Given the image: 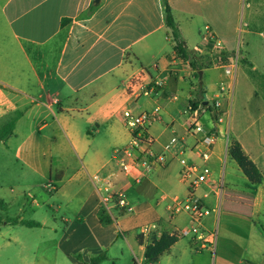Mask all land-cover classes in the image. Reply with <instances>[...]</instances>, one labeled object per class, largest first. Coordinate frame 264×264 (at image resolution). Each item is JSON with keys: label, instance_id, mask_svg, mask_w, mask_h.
Returning <instances> with one entry per match:
<instances>
[{"label": "crops", "instance_id": "crops-1", "mask_svg": "<svg viewBox=\"0 0 264 264\" xmlns=\"http://www.w3.org/2000/svg\"><path fill=\"white\" fill-rule=\"evenodd\" d=\"M94 1L0 0V127L19 114L11 137L0 141V155L14 157L20 183L28 184L26 177L36 172L47 178L45 188L52 179L59 183L55 190L59 200L70 201L69 188L78 187L75 200L80 214L77 223L65 226L66 233L57 242L41 238L34 245L29 244L30 231L54 230L55 223L15 217L38 227L3 224L19 232L13 239L7 232L0 250L9 251L14 240L12 254L18 264H88L91 258L109 252L117 238L131 233L135 240L141 220L157 225L152 232L156 236L187 228L185 215L170 218L168 212L173 196H186L177 160L140 183L120 173L115 151L130 141L121 114L158 108L161 121L149 128L153 149L162 152L172 136L193 147L195 137L188 134L185 106L197 104L204 95L215 99L222 84L229 96L220 101L221 122L216 123L209 111L199 113L203 131L215 136L205 164L212 170V180L222 181V193L218 196L211 184L196 189L195 196L211 209L202 221L203 240L190 237L181 244L183 238H178L155 263H161L165 255L178 254L181 260L187 253L202 257L205 252L214 256L213 264H264V36H234L242 6L247 16L244 34L251 35L257 24H264V0H167L186 51L202 58L196 69L176 56L161 0ZM205 28L211 36L208 40ZM218 53L225 56L216 58ZM232 58L237 59V66L227 76L224 66ZM172 66L176 75H168ZM156 80H163L162 88L133 99L138 81L148 85ZM232 141L260 172L259 183L239 176L243 174L227 153ZM109 151L111 158H103ZM71 159L78 160L80 168L66 176ZM228 163L238 175V187H231L227 179ZM92 176L100 179L101 188H107L113 198L121 194L133 213L114 219L116 230L113 224L99 223L97 211L105 193L97 191ZM108 207L111 215L116 208ZM219 228L232 238L218 247L217 242L211 244L208 234ZM21 229L26 239H21ZM140 237L136 248L129 245L132 264H146L144 250L150 243ZM34 249L42 252L36 256Z\"/></svg>", "mask_w": 264, "mask_h": 264}, {"label": "built area", "instance_id": "built-area-1", "mask_svg": "<svg viewBox=\"0 0 264 264\" xmlns=\"http://www.w3.org/2000/svg\"><path fill=\"white\" fill-rule=\"evenodd\" d=\"M205 33V39H210L211 36L208 35L207 28H205ZM215 45L218 46L219 44L216 42ZM185 62L186 64L188 63L187 61ZM236 66L237 59L232 58L230 63L224 66V74L227 76L231 75ZM168 75H176V70L173 66L169 68ZM137 83L135 90L131 93L133 99L148 97L157 89L162 88L164 84L163 80H156L148 85H142L139 81ZM224 96H229V93L226 92L224 85L220 84L218 96L215 99L209 100L204 95L197 104L188 103L185 106V113L190 119L188 134L195 137V145L193 147L186 146L182 138L172 136L163 146L162 152H156L153 149L154 140L149 133V128L152 124L161 121V114L158 108L140 114L124 110L121 114L123 125L129 134L130 141L126 146L115 151L120 173L131 178L134 183H140L154 170L163 168L171 160H177L179 164L178 177L186 186V196L184 198L173 196L168 207L170 218L180 214L185 215L187 218L188 227L177 230L174 233L179 238L191 236L198 241L204 238V234L201 231L202 221L210 214L211 210L195 196L196 189L203 184H211L214 186L218 196L221 195L223 190L222 181L214 182L212 180V170L205 164L211 156L215 136L212 132L203 131L199 122V113L209 111L215 122L220 123L223 116L220 101ZM193 158H196L198 162L193 161ZM91 181L97 185L98 192L104 191L105 195L101 196L100 201L106 211H110L108 204L111 206L113 204L114 208H117L119 212H130V208L121 194H116L113 198L107 188H101L100 179L97 176H92ZM47 188L53 190L51 185H48ZM156 230L157 225L154 223L149 226H143L140 229V235L147 236L152 232H156ZM159 235L157 237H160ZM208 238L213 244L215 242L214 232L208 234Z\"/></svg>", "mask_w": 264, "mask_h": 264}, {"label": "rangeland", "instance_id": "rangeland-1", "mask_svg": "<svg viewBox=\"0 0 264 264\" xmlns=\"http://www.w3.org/2000/svg\"><path fill=\"white\" fill-rule=\"evenodd\" d=\"M257 10L256 12H258ZM247 21L246 10H243V6L240 7L239 16L237 17V31L234 36H264V24H257V28H254L253 33L251 35H246L242 31L245 30L243 23ZM261 33V34H259ZM14 157L10 153H5L4 155H0V159H3L0 162V200L6 204V212L4 216L6 218H15V217H22L25 221H43L44 219L48 221V225L55 223L56 228L54 230L45 229V230H38L34 229L29 233V244H38L41 238L44 239L46 243H54L57 242L61 237H63L66 233V228L69 224L77 223L79 219V209L77 205V191L78 187L71 186L68 191V198L71 200L68 201L67 199H57L55 190L59 188L60 184L55 182L53 179L51 180V186L54 189L52 192H48L45 188V185L48 184L47 178L38 172L30 174L29 177L23 176L28 179V184L20 183V179L18 178L19 170L18 168H14L12 164V159ZM103 158L109 159L111 158V151L107 154L103 155ZM72 165L66 169V176L76 172L80 168L79 161L76 159H71ZM227 162H231L233 164L234 170H236V165L233 161L229 160ZM228 169V176L227 179L231 182V187L233 185L238 187L240 185V180L238 175L235 171H230V165L227 164ZM53 174V172H52ZM239 176H242L238 173ZM24 180V179H23ZM29 184L32 185L29 187ZM65 184L68 185V181L65 180ZM88 184V183H87ZM76 199V200H75ZM106 215L109 216L112 220L113 227L116 230V224L114 223L115 220H120V217H129L133 213L125 212V213H117V208L112 209L110 214L106 211L104 206H101ZM209 209V208H208ZM22 210V211H21ZM211 210V209H209ZM21 211V212H20ZM211 213V212H210ZM66 220L67 223L64 224L63 220ZM150 219V218H148ZM151 220H141L142 226H149L153 222ZM140 228L135 230V234H140ZM19 230V229H17ZM22 232L21 239H26L27 235L24 233L26 232L24 229ZM12 237L16 232L13 229H6L5 227H0V244L2 240L6 238V234ZM162 234V233H161ZM215 235V243L217 242L218 247L221 242L225 241V239L232 238L229 233L224 232L221 228L218 230H214ZM142 235H136L135 240L140 241ZM147 243H151L153 240L158 239L157 236L153 233H150L147 236ZM191 236L185 237L182 239L181 244H186L188 239ZM229 237V238H228ZM126 238V239H125ZM125 238H117L115 244L112 246L109 252H104L106 259L105 261L101 262L100 264H132L134 261V256L130 249V246L136 248V242L131 235V233L127 234ZM15 241L12 240L11 249L8 251L0 250V264H18L15 256L12 254L13 249L16 248L14 244ZM130 245V246H129ZM35 255H39L42 251L41 249H34L33 250ZM32 254V253H31ZM33 255V254H32ZM31 255V256H32ZM159 264H191V261H199L203 259V264H213L214 256L210 255L209 253L203 252V256H190L187 253L186 257H182L183 259L179 260L178 254L172 255H165ZM170 258L169 261H167ZM156 264V263H154Z\"/></svg>", "mask_w": 264, "mask_h": 264}, {"label": "trees", "instance_id": "trees-1", "mask_svg": "<svg viewBox=\"0 0 264 264\" xmlns=\"http://www.w3.org/2000/svg\"><path fill=\"white\" fill-rule=\"evenodd\" d=\"M161 5L163 9V20L167 28L170 29L171 36L175 41L174 52L179 57V59L186 61L188 60L193 69L197 68V63L202 59L194 55L189 54L184 44L180 39V34L178 27L173 19L170 7L167 0H161ZM225 55L222 53L216 54V58H223ZM209 62V60H208ZM201 68V67H200ZM200 91L201 86H198ZM19 117V114L10 117L1 127H0V141L4 142L12 135L13 127L15 121ZM227 153L229 157L235 162L238 169L241 171L243 176L252 184H257L261 180V174L254 166V164L249 160V158L243 153L239 144L235 141H232L228 148ZM6 211V205L0 200V226L3 224L6 225H16L20 224L25 227L33 228L38 227V224L35 222H24L19 221L18 219H8L4 216ZM97 218L99 223L103 226H107L112 223V220L109 216L106 215V212L102 207L97 211ZM176 235H169L168 233H162L158 239L153 240L144 250V260L146 264H154L158 258L169 250V248L178 241ZM105 254L97 255L90 259L88 264H100L105 261Z\"/></svg>", "mask_w": 264, "mask_h": 264}, {"label": "water", "instance_id": "water-1", "mask_svg": "<svg viewBox=\"0 0 264 264\" xmlns=\"http://www.w3.org/2000/svg\"><path fill=\"white\" fill-rule=\"evenodd\" d=\"M97 2H98V0H95V1H94V4L97 3ZM204 104H206V103L204 102ZM208 104H209V106H211L210 103H208Z\"/></svg>", "mask_w": 264, "mask_h": 264}]
</instances>
